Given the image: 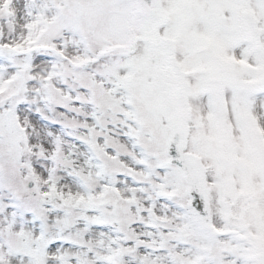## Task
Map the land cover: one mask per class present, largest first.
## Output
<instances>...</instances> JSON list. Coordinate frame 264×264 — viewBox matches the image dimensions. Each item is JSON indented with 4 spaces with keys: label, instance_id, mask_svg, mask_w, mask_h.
Wrapping results in <instances>:
<instances>
[{
    "label": "snow or ice",
    "instance_id": "1",
    "mask_svg": "<svg viewBox=\"0 0 264 264\" xmlns=\"http://www.w3.org/2000/svg\"><path fill=\"white\" fill-rule=\"evenodd\" d=\"M0 264H264V0H0Z\"/></svg>",
    "mask_w": 264,
    "mask_h": 264
}]
</instances>
